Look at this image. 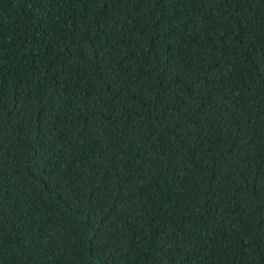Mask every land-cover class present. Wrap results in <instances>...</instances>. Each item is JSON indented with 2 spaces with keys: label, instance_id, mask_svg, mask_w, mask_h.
Masks as SVG:
<instances>
[{
  "label": "trees",
  "instance_id": "obj_1",
  "mask_svg": "<svg viewBox=\"0 0 264 264\" xmlns=\"http://www.w3.org/2000/svg\"><path fill=\"white\" fill-rule=\"evenodd\" d=\"M0 264H264V0H0Z\"/></svg>",
  "mask_w": 264,
  "mask_h": 264
}]
</instances>
